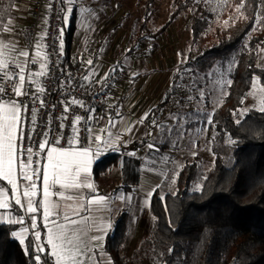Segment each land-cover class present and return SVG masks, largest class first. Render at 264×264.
Returning <instances> with one entry per match:
<instances>
[{
  "label": "trees",
  "instance_id": "obj_1",
  "mask_svg": "<svg viewBox=\"0 0 264 264\" xmlns=\"http://www.w3.org/2000/svg\"><path fill=\"white\" fill-rule=\"evenodd\" d=\"M158 1L106 0L114 11L123 9L114 29L128 27L126 53L131 57L155 54L160 39L180 16L188 21L189 37L177 51L178 61L169 66L172 73L164 96L145 119L142 138L122 140L93 166L96 190L126 200L106 236L104 253L111 264H264V108L245 105L255 78L264 87V66L258 64L264 53V0H172L169 17L156 27ZM16 2L3 0L0 27ZM79 12L75 2L65 21V61L73 66L84 64L74 49ZM220 89L223 94L214 98ZM242 107L246 113L237 118ZM206 129L211 133L208 148L192 153L182 166L162 170L164 155L171 161L182 139ZM207 152L212 157L208 169ZM147 169L161 177L149 196L150 228L127 255L126 198L135 199ZM4 186L0 179V188ZM36 188L37 227L23 243L12 233L27 222H5L0 209V264H34L32 247L39 243L34 231L40 232L39 244L45 246L39 264H55L44 236L41 178Z\"/></svg>",
  "mask_w": 264,
  "mask_h": 264
},
{
  "label": "rangeland",
  "instance_id": "obj_2",
  "mask_svg": "<svg viewBox=\"0 0 264 264\" xmlns=\"http://www.w3.org/2000/svg\"><path fill=\"white\" fill-rule=\"evenodd\" d=\"M75 2L80 6L79 31L74 41L77 57H81L84 63L94 70L103 65L112 67L121 62V64L131 68L132 72L131 77H128L125 82L128 80L136 82L135 84L132 83V87L131 84L128 87L126 86V90L122 94L124 103L120 105L117 112L115 111L113 115H110V112L106 114L107 118L108 116L112 117L110 120L115 122V127L110 125L109 120L107 125H101L100 131H105L107 134L106 140L109 141L111 146L119 142L120 139H140L145 132V121L142 117L149 108H153L163 98L172 73L170 67L178 61L177 51L184 46L189 37L188 21L184 17H178L160 39V47L155 54L142 57L140 53H135L131 57L126 53L130 38L128 27L127 29H114V24L119 20L123 9L114 11V6L109 5L106 0H71V3L66 2L67 8L70 9ZM171 2L172 0L158 1L159 11L154 26H160L167 20ZM3 6V0H0V22ZM227 9L232 8L228 5ZM29 23V17L17 13L9 17L4 27H0V63L9 65L20 56V52L23 51L24 33ZM6 29L8 30L6 31ZM88 60H92L93 63L89 65ZM258 64L264 66V53L260 55ZM147 68H150V70ZM137 75L140 76V79L133 80L132 78ZM223 91V89H220L214 98H220ZM263 97L264 87L255 78L248 92L246 107L263 109ZM3 102L0 101V103ZM174 106L178 107L179 103L175 101ZM246 107H242L237 111V118L243 116L241 113H246ZM134 118H137L135 119L137 121L133 123ZM142 119L143 123H140ZM210 136L211 133L206 129L194 133L187 139H182L179 143L180 150L175 152L176 155L171 161L168 160V155H164L162 161H159L160 167L162 170L167 171L170 168L182 166L184 159L192 158L194 153L203 150L205 147L208 148ZM93 147L95 146L93 145ZM112 150L114 149L104 148L102 154ZM209 152L205 153L207 169L210 167V161H212ZM116 174L119 175L117 171ZM109 178H114V175ZM160 178V176L151 173L147 169L143 177L144 182L141 189L139 188L137 191L135 199L131 196L126 198L130 202L128 206L130 212L129 235L124 248V253L127 255L134 251L150 228L149 193L153 192V186L158 185ZM109 199L113 207L116 208V197L111 194ZM131 199L134 200V203L130 201ZM92 247L97 251L91 253L90 259L86 258L87 264H111L108 256L104 253L103 247L100 245H92Z\"/></svg>",
  "mask_w": 264,
  "mask_h": 264
},
{
  "label": "built area",
  "instance_id": "obj_3",
  "mask_svg": "<svg viewBox=\"0 0 264 264\" xmlns=\"http://www.w3.org/2000/svg\"><path fill=\"white\" fill-rule=\"evenodd\" d=\"M61 0H33L30 8L31 22L24 33L23 51L29 52L28 57L19 56L16 61L8 65L5 77L4 71L0 70V87H5L10 92L12 84H18L15 78L17 67H24V90L28 96L16 97L14 94L5 99L16 100L20 105L21 125L24 139L21 142L18 133L17 162L19 184L27 186L20 177V160L25 157L19 156L21 143L23 148L31 147L33 151L30 167L24 169L28 175L36 171L41 173L45 153L50 147L70 146L65 138L72 135L71 125L75 118L81 119L76 125L77 135L81 144L84 142L86 129L92 130L95 124L106 116L110 110V101L113 99L121 84L131 75V68L124 64L114 65L102 74H97L86 64L79 66L69 65L65 61L64 49L61 50L60 41L64 39L65 13ZM45 33L47 35H45ZM45 65L47 75H35L40 71V64ZM119 68L120 71H114ZM87 77V79H85ZM8 78H13L8 83ZM42 90V91H41ZM35 94V96H34ZM38 97V100L34 99ZM77 101L76 104L71 103ZM43 101V104L40 103ZM83 104V107H81ZM27 106V111H25ZM67 107V112L65 108ZM35 114V120L32 116ZM62 134V136H61ZM31 136V141L28 137ZM45 137L48 145L41 150L38 144ZM63 137V138H62ZM58 143H53V139ZM75 145V144H74ZM78 146L79 145H75ZM33 179L38 182L35 175Z\"/></svg>",
  "mask_w": 264,
  "mask_h": 264
},
{
  "label": "snow or ice",
  "instance_id": "obj_4",
  "mask_svg": "<svg viewBox=\"0 0 264 264\" xmlns=\"http://www.w3.org/2000/svg\"><path fill=\"white\" fill-rule=\"evenodd\" d=\"M71 3V0H61V3ZM65 13V19H67V12L70 9H63ZM8 29H6L7 31ZM60 33L63 34L65 31L64 28H61ZM45 35H47L45 33ZM61 50H63V41H60ZM21 57H28L29 52L22 51L20 52ZM87 63L91 65L93 63L92 60H88ZM17 72L15 74V78H18V84H12L10 92L6 91L5 87H0V101H4L0 103V176H3L5 180L11 185L12 192L14 194V203L19 206L24 211L33 214L31 216V225L35 230L37 227L36 216L35 213L39 211L38 207L33 206L34 197L37 195L36 188V180L33 179V175L36 176L37 180L40 179V173L36 171L33 175H28L25 173L24 169L30 167L32 163L33 151L31 147L23 148V143H21V150L19 151L20 157H25L28 161L25 164L24 159L20 160V177L23 179L27 187L22 191H19L20 186L17 184V181L13 178L15 176V162L17 159V137L19 133V138L21 142H23V127L21 125V117L19 115L21 108L16 100L5 99L7 96L14 94L16 97L28 96V91L24 90V67L16 66ZM40 71L35 73V75H47L45 72V65L43 63L40 64ZM8 65L6 63H0V70L4 71L5 77L8 76L7 73ZM121 69L116 68L114 71H120ZM13 78H8V83H12ZM87 79V77H85ZM230 83V82H229ZM42 91V90H41ZM35 96V94H34ZM38 97H35V100H38ZM43 104V101H40ZM71 103L76 104L77 101L72 100ZM83 107V104H81ZM25 111H27V106H25ZM65 112H67V107L65 108ZM245 113H241L244 115ZM147 113H145L144 118H147ZM80 117L77 116L75 121L71 125L72 135L69 138H65L66 142L70 145L69 148H58L51 147V151L47 153L46 160L48 161L51 172H45L42 177L43 184V200L44 203L40 205L43 208V227L48 228L49 224L57 225L56 231L48 236L47 244L51 246V256L55 259V264H87L85 257L90 259L91 253L95 252V248L92 247L93 244L99 246L101 241L104 239L103 235H92L89 240L85 241L82 239L83 236L87 235V216H82L81 213H87L90 211L89 208H85L83 205L79 209L72 210V216H68L63 211L59 212H49V208L47 206V200L49 196V189L54 187L57 184H61L62 180H71V183L61 184L63 188H75L79 189L83 185L82 183H78L77 181L88 180L90 179L88 175V167L87 164L92 163L93 161L88 160L86 162L85 158H88L89 155L95 156L96 160L100 159L101 154L105 147H107L109 141L103 140L99 136L93 135L90 130L86 129V135L84 137V142L81 144L80 137L77 135L76 125L80 121ZM35 120V114L32 116V121ZM211 121H207L210 123ZM112 127H115L114 121H109ZM143 123V119L140 121ZM155 125V121L153 122ZM235 123H240V121H235ZM103 131V130H102ZM171 131V130H169ZM181 136L183 132H180ZM62 136V134H61ZM63 138V137H62ZM29 141H31V136L28 137ZM53 143H58V141L54 138ZM79 145L78 148H73L71 145ZM46 145H48V140L45 137L44 141L38 144L39 149H45ZM93 145L95 147H93ZM149 149H153V145H148ZM154 150V149H153ZM55 154V155H54ZM135 155V152L132 153ZM88 188H92V184H87ZM199 190V189H197ZM19 191V194H17ZM153 193H149L151 196ZM0 195H3V189H0ZM56 195L60 198L63 197V193L57 191ZM21 196L27 200V205H24L21 200ZM67 199H73L72 197H67ZM123 199V197H121ZM163 200V197H161ZM104 197H99L98 199H92L89 201V205L92 204H102L104 203ZM147 203V201H145ZM9 203L7 200H0V209H8ZM55 207V206H53ZM53 216L56 219H53ZM57 220H63L67 223L60 227L57 224ZM81 225L78 229H74L71 232L65 231L69 226H77ZM111 227V225H108ZM27 232L28 229L25 228L23 230ZM99 232H105L107 229L101 225L97 228ZM14 237L20 235V233L14 232L12 233ZM40 232L34 231V239L36 241L40 240ZM23 242V241H21ZM44 245L36 243L32 247V255L34 264H39L41 261V256L44 255ZM59 249V250H57ZM66 255L69 259L64 261L62 256Z\"/></svg>",
  "mask_w": 264,
  "mask_h": 264
},
{
  "label": "crops",
  "instance_id": "obj_5",
  "mask_svg": "<svg viewBox=\"0 0 264 264\" xmlns=\"http://www.w3.org/2000/svg\"><path fill=\"white\" fill-rule=\"evenodd\" d=\"M32 3H33V0H17L11 15L13 16V15L18 13V14L27 16V17H29L30 22H31L30 8H31ZM79 58H81V57H79ZM109 68H111V67L103 65V66L99 67L96 70H94L92 68H91V70L93 72H95V73L100 75L103 72H105L106 70H108ZM147 69L150 70V68H147ZM137 76H139V75H137ZM139 77L138 78L133 77L132 79L133 80H138V79H140ZM132 83L135 84L136 82L128 80L127 82L124 81L121 84L120 88L117 91L116 96L113 99H111V101H110L111 108H112V111H110V115H113L115 111L117 112V109H115V108L113 109V107H112L113 104L117 103L120 100L122 101L121 102L122 104L124 103V96L122 94L126 90V86L128 87V85L131 84L130 86L132 87ZM133 87H134V85H133ZM151 109H152V107L149 108V110L147 111V114H149ZM109 117L110 116H108V118H107V116H106V117L100 119L96 123L97 126H94V128L92 130V134L93 135L99 136L101 139L106 140V135L107 134L105 133V131H100V128H101V125L104 126V125L108 124V121L112 118V117H110V118ZM142 118L145 121V118L144 117H142ZM135 119H137V118H134L133 123L135 121H137ZM142 130H143V128H142ZM135 139H137V138H135ZM122 140L123 139H120L119 142H117L115 144H112L113 147L111 145H109L110 143H108L107 147H105V148H107V149L108 148L115 149L116 147L120 146V142ZM17 141H16V143H17ZM53 147L69 148L70 146H68V147L53 146ZM71 147L78 148L75 145H71ZM50 151H51V147L48 149V151L45 153V156H44L43 168H42V177H43V174L46 171L47 172H51V167H50L48 161L46 160V155ZM103 155L104 154H101L100 158ZM85 159H86V162L88 160L93 161L92 163L87 164L88 175H89L90 179H88L86 181L85 180L77 181L78 183H82V185H83L79 189L61 187V184L71 183L70 179L69 180H62L61 184H57L54 187L49 189V196H48V200H47V206L49 208V212L50 213L63 211L68 216H72V210L73 209H79L81 207V205H83L85 208H89L90 207V211L89 212H87V213H83L82 212L81 213L82 216L86 215L87 218H88L87 221H86L87 235L83 236L82 239L87 241V240H89V238L92 235H103L104 239L101 241L100 246L104 248L106 236L112 229L114 218L117 216L119 210L121 208H123V206L125 205L124 204L125 203V198H124V196H115L116 199H117V205H116V208L113 207V204L111 203V200L109 199V196L111 195V192H99L98 190H96V187L94 185V181H93V166H94L95 162L97 161L95 156L90 154L89 157L85 158ZM42 177H41V192L43 190ZM13 178L17 181V184L20 186L19 191H22L24 188L27 187V186H21L19 184V174H18V162H17V159H16V162H15V176ZM0 179H2L4 184H5V186L3 188H0V189H3V195H0V200H7L8 203H9L8 209H3L2 220L5 221V222H12V221L16 222V221H19V220H21V222H27L25 226H22L21 228H19L16 231L17 233H20V235L17 236V238L20 241L24 242L26 237H27V235L33 229L32 225H31V221H28L30 213L24 211L19 206L15 205V203H14V194L12 192L11 185L8 183L7 180H5L3 178V176H0ZM143 182L144 181H142V183ZM88 183L92 184V188H88L87 187ZM142 183H141V185H142ZM141 185H140V189L142 187ZM153 187L155 188L156 186L154 185ZM19 191H18L17 194H19ZM57 191L62 192L64 198L58 197L56 195ZM67 197H72L73 199H67ZM99 197H104V201L105 202L102 203V204H99V205H97V204L89 205V201L90 200L98 199ZM121 197H123V199H121ZM21 200H22V203L24 205H27V200L25 198H23L22 196H21ZM43 203H44V200H43V195H42V204ZM33 206H34V204H33ZM53 206H55V207H53ZM42 210H43V208H42ZM18 213L20 215H18ZM42 216H43V211H42ZM53 219H56V217L53 216ZM66 223L67 222L63 221V220H57V224L60 227H63V225L66 224ZM101 225H103L107 229L106 233L97 231V228L100 227ZM108 225H111V227H108ZM56 227H57V225L49 224L48 228L47 229L45 228L44 236H45L46 242H47L48 236L53 234L56 231ZM79 227H82V226L81 225L69 226L67 229H64V230L71 232L72 230L78 229ZM25 228L28 229L27 232L23 231ZM40 241H41V236H40V240L38 242L41 243ZM93 245L95 246V244H93ZM48 246H49V249H50V252H51V246L50 245H48ZM57 250H59V249H57ZM95 251H97V249ZM86 258L87 257H85V260H86ZM62 259L64 261H67L69 258L66 255H63ZM54 262H55V259H54Z\"/></svg>",
  "mask_w": 264,
  "mask_h": 264
}]
</instances>
